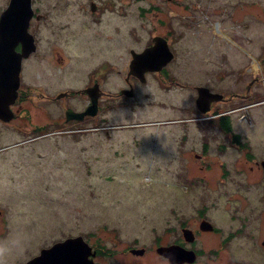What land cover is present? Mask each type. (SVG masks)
<instances>
[{
  "label": "rangeland",
  "instance_id": "1",
  "mask_svg": "<svg viewBox=\"0 0 264 264\" xmlns=\"http://www.w3.org/2000/svg\"><path fill=\"white\" fill-rule=\"evenodd\" d=\"M7 2L0 0V12ZM195 2L191 21L173 19L182 37L175 44L177 57L167 64L189 86L154 80L153 91L152 86L141 84L139 91L154 92L153 107L144 105L135 112L119 107L108 116L100 110L83 123L71 120L62 126H79V131L33 138L37 133L28 127L31 121L22 127L20 119L0 124V207L30 211L16 214L25 221L22 239L16 232L6 238L0 235V264H17L64 234H84L90 241L105 243L119 258L124 244L114 240V234H119L115 230L138 235V247L153 248L154 237L153 251L138 264H170L156 250L157 237L164 242L169 228L184 217L192 222L195 207L201 205H207L221 231L201 236L199 245L215 252L201 255L199 263L264 264V169L255 162L264 156V100L231 115L233 129L248 143L247 155L240 146L229 147L234 143L228 139H224L227 152H221L215 128L207 127L209 154L226 162L228 171L233 169L225 179L219 176L225 173L220 164L212 166L211 173L206 170L212 159L201 156V132L188 125L187 115L174 106L193 105V84H208L226 95L241 91L235 77L243 66L252 68L254 75L264 74V0ZM155 15L154 19L151 14L139 19L128 15L127 24H145L143 35L152 30V23L154 34L165 32V24ZM90 44L82 43L84 51L74 62L88 61ZM98 44L95 41L92 46ZM82 80L83 75L76 80L63 76L62 84ZM153 114V125L129 129L132 122L153 120ZM103 125L107 128H99ZM187 150L195 152L194 159L185 154ZM103 259H113V253ZM125 263L134 264L126 259Z\"/></svg>",
  "mask_w": 264,
  "mask_h": 264
},
{
  "label": "flooded vegetation",
  "instance_id": "2",
  "mask_svg": "<svg viewBox=\"0 0 264 264\" xmlns=\"http://www.w3.org/2000/svg\"><path fill=\"white\" fill-rule=\"evenodd\" d=\"M35 1L32 0L33 13L29 18L27 27L29 34L24 39L14 37L13 33L9 31V25L0 26V32L4 35L3 38L0 37V57L1 61L4 62L3 66L6 67L8 65L6 64L7 62L21 56L20 83L17 95L10 104L13 117L8 121L0 118V124H8L15 119H20L22 120L20 127H22L31 121L33 125L28 127H31L37 133L33 138L64 130L79 131V126L63 127L65 121L77 120L67 119V110L83 111L92 103V97L87 88L91 87L90 92L97 94L98 110L94 115L85 114L84 118L79 120L82 123L85 122L86 118L98 115L100 110L105 113V116H108L112 109L119 107H124L134 112L144 105L153 107L154 92L150 90L139 91L141 84L152 86L153 91L154 80H157L159 84L189 86L187 83H181L172 74L171 70L167 68V64L177 57L178 50L175 44L182 37L179 30L173 25V19L181 18L185 22L191 21V16H195V12H191V10H195V7L193 8L195 0H40L37 5ZM183 9L188 10L189 13L182 14L180 10ZM154 13L156 14L155 17L159 18L160 23L162 25L165 24L163 25L166 27L165 32H155L154 34V23H152L150 27L152 30L143 35L141 29L143 31L145 24H127L128 15H134L139 19L148 17L145 15L151 14L154 19ZM158 34L167 39L174 56L160 69L154 70V49L147 60L140 56H137V60H134V53H139L145 48L153 46L154 36ZM79 37H81V40L78 41ZM126 37L128 38L127 41ZM95 41L101 44L93 47L92 44ZM75 42L77 43L74 49L72 44ZM83 42H92L89 45L90 49H88V61L84 63V61L77 59L74 62V59L77 56H81L84 51L82 50L84 47L82 45ZM24 44L28 45L29 48H33L27 55H21ZM100 52L102 53L100 54ZM110 52L116 55L114 57L107 55ZM73 62L75 63L74 66H72ZM251 70L252 68L249 66H243L235 77L236 82L242 85L241 91H231L226 95L208 84H193L192 88L196 94L193 105H174L180 112L183 111V114L187 115L185 118L188 121V125L198 127L201 132V137L203 138L201 143L203 153L201 156H204L207 161L208 158L212 159V163L206 165V170L210 172L212 166H219L220 164L221 167L224 166L225 173L221 172L219 176H223L224 179L230 173L232 174L233 169L228 171V166L227 168L225 166L226 162L209 154L208 145L210 141L206 130L207 127L215 128L213 135L218 138L217 147L222 149L221 152H227L229 145L224 139H228L231 144L234 143V145L229 147L237 149V146H240L243 148L244 153L248 154V151L244 150L248 149L244 147L246 145L242 146L237 141L238 139L242 140V138L233 129L231 115L233 111L250 109V107L264 100V86L262 89L259 88L260 85H264V74L257 76ZM82 75L84 80L81 83L62 84L63 76L65 78L72 77L73 80H76ZM200 84L208 87L210 91L223 94L221 99L211 100L210 109L206 112L201 111L197 105L199 95L197 87L202 86ZM143 98L146 99L143 101ZM50 104H53V106L48 108ZM203 104L206 105L207 103ZM33 116L37 119L36 121L33 120ZM152 119L146 122H136V124L132 122V124H129V129L136 125H153L154 114ZM224 122H226V125H224ZM226 126L227 129L229 128L228 130H225ZM91 128H94V126ZM242 141L245 142L244 140ZM185 154L190 159L195 157V152L190 150H187ZM263 159L264 156L258 159L255 158L257 165L262 168L261 161ZM206 182L208 183L209 181L206 180ZM206 206L195 207L196 215L192 217V222L189 221V217L180 219L176 226L169 228V233L167 232L168 238L164 242L160 240L159 236L157 237L158 243L156 245L179 244L185 248L194 249L196 252L195 261L181 264H201L198 262L201 255L215 252L212 248L206 250L199 245L202 243L201 236L221 231V227L211 218V212ZM11 208L13 207H0V235L6 238L9 234L16 232L22 239L25 234V221H19L22 216L20 217V215L16 214H29L30 211L23 210L21 209L22 207H17L18 210H12ZM204 219L211 221L213 227H202L201 222ZM184 228L192 230L193 240L186 238ZM115 231L119 234L118 236L114 234V240L119 238V242L124 244L122 250L119 251V258L115 257L117 251L109 250L110 247L104 241V244H97V241H90L87 236L82 234L92 245V248L96 250V254L93 256L96 264H102L103 262H107V264H126L125 259L138 264L154 248L153 237V248L144 245V253L137 254L131 248L138 247L139 236L121 235L119 231ZM230 234L232 233L229 232L227 237ZM73 235L64 234L56 238L55 241ZM52 242L42 247L49 246ZM16 244L19 245L18 242ZM108 253H113V259H103V256L106 257ZM30 257L19 261L17 264L25 262ZM143 264H145V261ZM170 264L172 263L170 262Z\"/></svg>",
  "mask_w": 264,
  "mask_h": 264
},
{
  "label": "water",
  "instance_id": "3",
  "mask_svg": "<svg viewBox=\"0 0 264 264\" xmlns=\"http://www.w3.org/2000/svg\"><path fill=\"white\" fill-rule=\"evenodd\" d=\"M33 13L32 0H9L7 6L2 10L0 16V26L9 25L10 33L16 38L24 39L28 34V22ZM0 37L4 35L0 32ZM34 45V42H33ZM33 47V46H32ZM33 48H29L24 44L21 55H27ZM154 49V70L160 69L168 63L174 56V53L169 47L167 39L158 34L154 36V45L145 48L139 53H134V60L137 56L148 59ZM20 57L9 61L6 67L3 66V61L0 57V118L8 121L13 117V111L10 104L14 101L18 86L20 83ZM197 105L199 109L206 112L210 109V102L214 99H221L223 94L213 92L206 86H198ZM91 97L92 103L83 111L67 110V119L81 120L85 114H96L98 110L97 94H92L91 87L87 88ZM207 103L204 105L203 103ZM264 168V159L261 161ZM202 227L212 228L213 224L209 220H202ZM184 234L188 240H193L192 230L184 228ZM264 244V240L262 241ZM144 247H132L131 250L137 254L144 253ZM156 250L161 255L167 257L172 264H181L183 262H193L196 259L194 249L185 248L179 244H159ZM96 250L84 238L82 234L68 236L62 240L55 241L49 246H44L34 256L28 258L21 264H96L93 256Z\"/></svg>",
  "mask_w": 264,
  "mask_h": 264
},
{
  "label": "trees",
  "instance_id": "4",
  "mask_svg": "<svg viewBox=\"0 0 264 264\" xmlns=\"http://www.w3.org/2000/svg\"><path fill=\"white\" fill-rule=\"evenodd\" d=\"M224 125H226V122H224ZM228 129H229V128H228ZM228 129H227V126H226V129H225V130H228ZM237 141H238V142L240 143V145H242V146H243V145L248 146V143H247V142H243L241 139H238Z\"/></svg>",
  "mask_w": 264,
  "mask_h": 264
},
{
  "label": "crops",
  "instance_id": "5",
  "mask_svg": "<svg viewBox=\"0 0 264 264\" xmlns=\"http://www.w3.org/2000/svg\"><path fill=\"white\" fill-rule=\"evenodd\" d=\"M105 127L107 128V126L103 125V126H100L99 128L104 129ZM120 136H121V134H120Z\"/></svg>",
  "mask_w": 264,
  "mask_h": 264
}]
</instances>
